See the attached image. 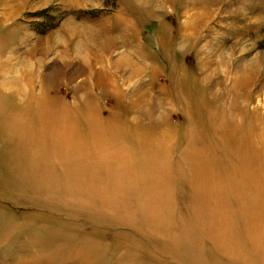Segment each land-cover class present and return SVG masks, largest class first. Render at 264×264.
I'll return each mask as SVG.
<instances>
[{
    "label": "rangeland",
    "instance_id": "rangeland-1",
    "mask_svg": "<svg viewBox=\"0 0 264 264\" xmlns=\"http://www.w3.org/2000/svg\"><path fill=\"white\" fill-rule=\"evenodd\" d=\"M0 264H264V0H0Z\"/></svg>",
    "mask_w": 264,
    "mask_h": 264
},
{
    "label": "bare ground",
    "instance_id": "bare-ground-1",
    "mask_svg": "<svg viewBox=\"0 0 264 264\" xmlns=\"http://www.w3.org/2000/svg\"><path fill=\"white\" fill-rule=\"evenodd\" d=\"M42 94H43V93H42ZM43 97L45 98V96H43ZM44 98H43V99H44ZM44 106H45V105H44ZM44 106H43V107H44ZM40 107H41V106H40ZM44 108H45V107H44ZM48 108H49V107H48ZM57 109H58V108H57ZM38 110H39V109H38ZM48 111H49V110H48ZM44 113H45V112H44ZM40 114H41V113H40ZM45 114H46V113H45ZM41 116H42V115H41ZM49 117H51V116L49 115ZM52 118H53V117H52ZM40 119H41V118H40ZM43 121H44V120H43Z\"/></svg>",
    "mask_w": 264,
    "mask_h": 264
},
{
    "label": "crops",
    "instance_id": "crops-1",
    "mask_svg": "<svg viewBox=\"0 0 264 264\" xmlns=\"http://www.w3.org/2000/svg\"><path fill=\"white\" fill-rule=\"evenodd\" d=\"M56 243H57V244H60V241H57V240H56Z\"/></svg>",
    "mask_w": 264,
    "mask_h": 264
}]
</instances>
